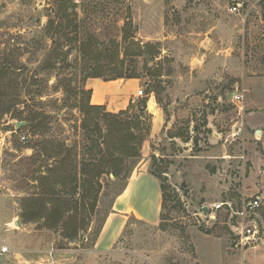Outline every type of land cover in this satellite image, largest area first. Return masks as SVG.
<instances>
[{
    "label": "rangeland",
    "instance_id": "rangeland-1",
    "mask_svg": "<svg viewBox=\"0 0 264 264\" xmlns=\"http://www.w3.org/2000/svg\"><path fill=\"white\" fill-rule=\"evenodd\" d=\"M58 1L0 0V248H11L0 264H264V245L237 248L227 211L214 219L203 214L204 207L221 202L238 209L261 197L257 220L264 232V115H246L234 101V93L245 89L238 78L243 61L249 74L263 78L254 84L264 93V0H69L72 42L45 34L51 20L59 22ZM127 31L133 35L124 41ZM89 36L94 40L85 57L79 48ZM55 44L61 45L57 66L45 69ZM228 46L234 65L225 66L216 86L199 88L193 105L191 97L177 100L173 93L189 86L191 69L205 68L204 55L218 49L226 57ZM111 61L136 74L142 95L132 96L136 102L123 117L142 144L130 178L135 170L162 174L168 200L157 226L150 209L148 225L131 218L119 244L102 252L95 245L129 182L126 172L101 175L97 200L81 185L72 188L75 181L83 184L82 164L94 156L82 129V111L91 104L87 69ZM219 97L224 109L217 111ZM151 100L165 117L159 130ZM209 124L220 133L215 140ZM36 153L48 163L38 175L47 183L24 177L32 168L25 159ZM52 186L59 197L49 198L47 206L72 200L62 208L74 209L75 219L57 231L42 228L43 221L23 224L25 202L52 192ZM147 186L153 199L156 184Z\"/></svg>",
    "mask_w": 264,
    "mask_h": 264
},
{
    "label": "trees",
    "instance_id": "trees-1",
    "mask_svg": "<svg viewBox=\"0 0 264 264\" xmlns=\"http://www.w3.org/2000/svg\"><path fill=\"white\" fill-rule=\"evenodd\" d=\"M58 3L60 4L58 10L59 22L57 23L56 21L51 20L45 29V34L49 38L61 35L63 37L62 42H66L68 40L72 42V33L69 32V28L72 26V21L68 15V5L70 4V1L59 0ZM64 23L66 26H64ZM132 35L131 31H127L124 41L129 40ZM92 40H94V36H89L80 44V52L85 57L87 56L88 50L92 48V44L90 43ZM60 47L61 45L55 44L54 48L50 51L48 58L45 61V69L56 68L57 65L54 61L59 59L61 52ZM96 55L98 57L102 56L100 53H96ZM121 63V65L119 63L115 65L112 61L108 64L97 62L95 65L88 67L87 79L114 81L119 79L130 80L137 78L135 73L127 75L123 67L124 62L121 61ZM6 68L7 66L5 65L4 69L6 70ZM89 93L92 95L91 91H89ZM141 103H144V105H142L144 109L147 106V101H142ZM82 112L85 115L82 129L84 131L85 140L88 141L87 149L91 150L94 156L93 159H90V161L88 160L82 164V171L87 179H83V184H80L79 182L77 183V181L74 180L75 185L72 190H76L78 186L81 185L82 189L86 188L87 192L91 193L92 196H96L95 199L97 200V187H99V183L97 182L98 178L107 172L112 173L115 178H119L126 172L124 178L129 180L132 171L141 158L140 148L142 144L138 135H136L133 130V127L130 125V122L123 119V117L129 113V110L123 111L119 114H112L107 112L105 107L93 106L89 103ZM26 120L29 121V123L32 122L30 119ZM43 159L44 156L37 153L32 157L25 159L27 162L24 163H32V168L30 167L26 169L24 177H33L36 175V181H40L42 179V182L47 183L48 179L45 177H38V175L41 176L44 174L43 169L48 166V163L46 164ZM93 173H96L97 175L91 180L89 177ZM152 175L161 181L163 197L162 208H164L166 205V198L168 200V196L166 194L168 187L165 184L167 180L162 174L157 175L152 173ZM51 188L53 191L43 194L41 198L35 197L30 199L28 202H25L22 214L20 215L23 220V224L43 221L42 228L57 231L59 229L66 228L68 225L67 219H71V221L75 219L74 209L65 210L62 208V204L64 205L66 203L67 205H70L72 200H67L58 206L54 205L52 208L47 206L45 202H49V198L56 200V198L59 197L58 191L53 186ZM38 202H41V204ZM92 209L94 210L93 207ZM78 236L79 229H75V234L72 239L75 240Z\"/></svg>",
    "mask_w": 264,
    "mask_h": 264
},
{
    "label": "crops",
    "instance_id": "crops-1",
    "mask_svg": "<svg viewBox=\"0 0 264 264\" xmlns=\"http://www.w3.org/2000/svg\"><path fill=\"white\" fill-rule=\"evenodd\" d=\"M147 2H175L179 1L181 3H185L188 0H143ZM191 1V0H190ZM218 50V49H217ZM214 50L213 53L207 52L204 56L207 58L205 61V68L199 70L198 67L196 69H191V80L187 83L189 85H182L177 88L176 93H173L176 96L177 100L183 101L185 98L191 97L189 104L193 105L194 103L199 101L200 91L199 88L202 86L209 87L212 83L215 84L219 79V74L223 75L225 71V66L234 65L233 58L229 57L228 51L230 47H227V56L224 57L221 51ZM235 62L236 59H234ZM194 61V60H193ZM192 62V60H191ZM193 65V64H191ZM204 65V64H203ZM243 65L245 63L243 61ZM243 69L241 74L239 75V79H241V85L245 87L244 89V101L243 106L240 109L244 111L247 115L253 114H261L264 110V93L256 92L255 90L259 86H255V81L258 83L263 78H258L257 75L249 74L248 70ZM216 68L214 72L213 69ZM211 73H218L216 76H213ZM224 76V75H223ZM139 86V81L136 79L132 80H114V81H104L101 79H93L89 83V89L92 92L91 95V104L93 106H102L105 107L108 112L118 113L127 111L131 104H134L136 99H139L141 95V90H137ZM209 91V90H207ZM207 93V92H206ZM237 94V93H234ZM154 94H151L152 97ZM132 96L135 98L133 99ZM257 98L259 100H257ZM219 100L216 101L217 108L224 109ZM222 107V108H221ZM149 108L155 112L154 118V126L155 130H159L161 125L165 123V117L162 112V108L158 104H154L153 101L149 103ZM264 120V119H262ZM209 128L213 130L212 139L215 140L216 135L220 136L219 131L213 128V124H209ZM261 132L257 131V134ZM145 150V147H144ZM150 183L156 184L155 190L157 187V195L151 199L149 196V188L147 185ZM162 190L161 184L159 180L151 175L148 170H135L132 177L129 179V182L125 188V190L119 195L113 204L112 213L108 217L105 227L98 238L95 248L98 251H108L113 248L115 245L119 244L120 238L123 236V233L126 227L129 224V220L131 218L148 225V212L150 209L155 210L157 213V221L153 226H157L159 224V216L162 211ZM0 200V207L1 205ZM2 210V209H1ZM8 211V210H7ZM10 217V212H7V215L3 216L4 219H8ZM14 223H17L13 220ZM8 225V222L5 223ZM1 227V225H0Z\"/></svg>",
    "mask_w": 264,
    "mask_h": 264
},
{
    "label": "built area",
    "instance_id": "built-area-1",
    "mask_svg": "<svg viewBox=\"0 0 264 264\" xmlns=\"http://www.w3.org/2000/svg\"><path fill=\"white\" fill-rule=\"evenodd\" d=\"M237 9V6H235L233 10L237 11ZM244 92V89L238 90L237 94L234 95V101L241 104L240 109L243 106ZM261 205V197H256L250 203L243 201L238 209H235L233 207V203L231 202H221L217 205L209 207L208 213L205 216L214 219L216 213L220 210L227 211L234 223L233 229L237 239L236 246L244 252L248 249L257 247L260 244L264 245V232L260 229V225L257 220L258 210L261 208ZM10 250L11 248L8 245L3 244L0 248V257L8 254Z\"/></svg>",
    "mask_w": 264,
    "mask_h": 264
},
{
    "label": "water",
    "instance_id": "water-1",
    "mask_svg": "<svg viewBox=\"0 0 264 264\" xmlns=\"http://www.w3.org/2000/svg\"><path fill=\"white\" fill-rule=\"evenodd\" d=\"M25 124H26V123H18V124H17V127H18V128H21V127H23ZM258 132H259V131H258ZM208 209H209V207H204V208H203V213H204L205 215H207V213H208ZM17 224L19 225L18 222H17Z\"/></svg>",
    "mask_w": 264,
    "mask_h": 264
}]
</instances>
